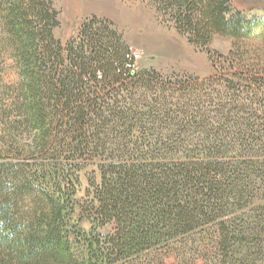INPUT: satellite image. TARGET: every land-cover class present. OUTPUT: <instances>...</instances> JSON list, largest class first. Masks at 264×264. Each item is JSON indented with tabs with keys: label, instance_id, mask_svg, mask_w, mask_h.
<instances>
[{
	"label": "trees",
	"instance_id": "trees-1",
	"mask_svg": "<svg viewBox=\"0 0 264 264\" xmlns=\"http://www.w3.org/2000/svg\"><path fill=\"white\" fill-rule=\"evenodd\" d=\"M152 3L192 44L232 38L211 58L238 78L138 69L97 17L64 45L53 0H0V264H264V68L244 75L264 19Z\"/></svg>",
	"mask_w": 264,
	"mask_h": 264
},
{
	"label": "rangeland",
	"instance_id": "rangeland-1",
	"mask_svg": "<svg viewBox=\"0 0 264 264\" xmlns=\"http://www.w3.org/2000/svg\"><path fill=\"white\" fill-rule=\"evenodd\" d=\"M53 1L60 21L54 34L64 45L78 34L86 20L97 17L110 21L111 26L122 35L135 55L138 69H155L164 77L178 81L201 82L218 76H223V79L238 78L233 75L238 71L230 68V62L218 59L216 55L211 58L212 53L230 54L234 50L232 38L217 35L209 49L192 44L173 22L163 21L153 6V0ZM232 5L249 19H264V0H232ZM246 44L245 59L249 70L244 71V75L251 79L258 75L256 70L264 68V40L251 38ZM4 77L7 82L17 79L10 62ZM259 77L264 84V72ZM237 83L236 95L250 88L248 81ZM93 169L90 167L82 174L80 197L88 186V180L92 178ZM84 226L88 227V224L84 223Z\"/></svg>",
	"mask_w": 264,
	"mask_h": 264
},
{
	"label": "built area",
	"instance_id": "built-area-1",
	"mask_svg": "<svg viewBox=\"0 0 264 264\" xmlns=\"http://www.w3.org/2000/svg\"><path fill=\"white\" fill-rule=\"evenodd\" d=\"M135 56V55H134Z\"/></svg>",
	"mask_w": 264,
	"mask_h": 264
}]
</instances>
